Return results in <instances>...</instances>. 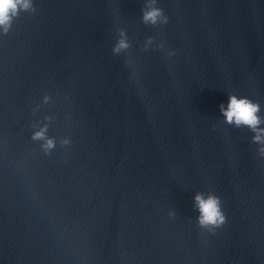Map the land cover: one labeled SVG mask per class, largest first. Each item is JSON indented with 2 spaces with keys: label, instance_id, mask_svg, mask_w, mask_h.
Listing matches in <instances>:
<instances>
[{
  "label": "clouds",
  "instance_id": "9594fccd",
  "mask_svg": "<svg viewBox=\"0 0 264 264\" xmlns=\"http://www.w3.org/2000/svg\"><path fill=\"white\" fill-rule=\"evenodd\" d=\"M37 11L34 0H0V35L7 36L13 28L14 22L22 13L35 14ZM142 22L145 25L163 26L168 23V16L164 9L157 6V0H145L141 9ZM153 42L152 37H148L144 44L147 50ZM158 47L163 48L161 43ZM131 48V42L128 39L124 29L118 30V39L112 48L114 55L127 53ZM175 53H169L174 55ZM45 97V101H47ZM220 112L223 116V123L236 129L247 128L254 135L251 142L258 145L257 153L259 157L264 158V115L259 102L254 101L247 96H238L234 93L228 94L227 105L221 104ZM47 128H42L32 136L33 140H44L43 148L45 152L55 146L53 139L46 137ZM68 144V140L63 141ZM194 207L198 210V226L207 229L211 233L227 223V216L223 209L220 196L209 193L205 196L203 193H197L194 196Z\"/></svg>",
  "mask_w": 264,
  "mask_h": 264
}]
</instances>
